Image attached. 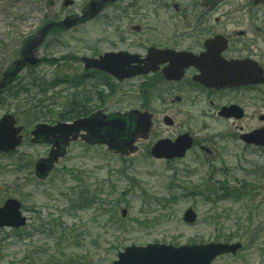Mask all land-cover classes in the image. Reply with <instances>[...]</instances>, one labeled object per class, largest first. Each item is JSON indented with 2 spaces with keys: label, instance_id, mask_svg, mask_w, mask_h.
Returning <instances> with one entry per match:
<instances>
[{
  "label": "rangeland",
  "instance_id": "obj_1",
  "mask_svg": "<svg viewBox=\"0 0 264 264\" xmlns=\"http://www.w3.org/2000/svg\"><path fill=\"white\" fill-rule=\"evenodd\" d=\"M65 1L0 0V82L27 48L29 40L52 21L59 22L67 16L82 17L92 0H72L74 4L68 7H64ZM105 17L104 11L96 20H85L72 30L49 33L35 53L36 58L45 61L33 67L26 66L12 85L26 80L32 84L34 78L41 79V84L46 82V85H51L55 79L65 82L66 77L84 78V89L95 101L94 111L106 115L140 111L144 96L140 92L141 80L119 83L104 76L96 78L82 63L83 57L101 56L112 47L122 48L119 37L107 28ZM256 48L264 60L261 40ZM69 87L68 83H60L49 86L46 94L32 92L33 97L25 96L19 105L10 98L8 88L0 96L3 97L0 120L6 114L24 120L27 110L42 118L36 124L33 122L32 127H25L24 142L17 152L0 154V207L8 199H17L29 220L18 233L8 228L0 230V264H20L29 253V259L39 253L41 260L52 255L63 259L66 253L85 254L90 256L89 261L93 264H113L119 253L133 245H208L223 243V239L232 234L235 239L231 243H242V250L234 256L221 257L214 264H264V175L261 172L264 151L255 153L240 146L233 154L224 152L205 158L197 150L199 159L191 154L168 167L143 153L148 147L143 141H139L136 150L128 155L77 142L70 146L66 157L57 163L48 179L38 180L35 164L48 157L51 147L31 143L30 134L38 124L55 125L52 120L56 112L67 105L70 95L75 92L68 90ZM100 92H104L102 98L96 95ZM149 95L152 100L151 93ZM181 110L188 111L187 108ZM259 112L264 114L262 109H258ZM196 116L197 121L191 126L202 136L205 124L212 133L229 129L227 124ZM254 123L259 124L257 120ZM212 167H215L214 171H211ZM211 180L227 182L238 189L245 184L241 189L244 195L239 199L224 200L220 198L221 194L209 196L205 185ZM87 184L114 186L113 193L110 195L108 190L102 199L110 197V202L117 206L119 218L122 210L128 211L123 219L127 233L107 231L93 221L92 212L72 208L75 198ZM190 208L198 216L191 225L183 220ZM135 220H146L147 225L140 226ZM64 231L77 240L61 241L60 235ZM95 238L99 240L97 246L93 244Z\"/></svg>",
  "mask_w": 264,
  "mask_h": 264
},
{
  "label": "flooded vegetation",
  "instance_id": "obj_2",
  "mask_svg": "<svg viewBox=\"0 0 264 264\" xmlns=\"http://www.w3.org/2000/svg\"><path fill=\"white\" fill-rule=\"evenodd\" d=\"M106 1L102 11L106 12V26L119 37L122 46L112 47L107 53L130 55L125 56V70L148 72L124 81L141 80L140 92L144 96L140 112L151 116L148 137L142 140L148 145L143 151L147 157L171 167L191 154L199 159L197 150L205 158L224 152L233 154L240 146L255 153L264 151V147L242 141L243 135L264 129V114L257 113L258 109L264 110V84L217 88L199 80L204 75L230 74L236 66L252 70L258 64L264 70L263 54L256 48L259 40L264 43V0ZM156 51L166 52L163 59ZM90 74L113 78L100 70ZM183 108L188 111L184 113ZM225 108L233 109L228 117L220 115ZM95 112L98 111L86 118ZM196 115L205 121L227 124L229 129L212 133L205 124L202 136L191 126L197 121ZM186 135L192 147L183 158L155 159L151 155L158 142L173 144Z\"/></svg>",
  "mask_w": 264,
  "mask_h": 264
},
{
  "label": "water",
  "instance_id": "obj_3",
  "mask_svg": "<svg viewBox=\"0 0 264 264\" xmlns=\"http://www.w3.org/2000/svg\"><path fill=\"white\" fill-rule=\"evenodd\" d=\"M72 1H66L64 6H71ZM106 1L93 0L89 3L82 19H94L102 11ZM79 19L67 17L57 24L59 28L71 29ZM54 25L46 26L40 34L27 44L22 57L15 61L12 71L5 73L4 80L0 83V94L7 87V80L15 79L27 65L35 66L40 62L35 52L43 44L48 32ZM210 49V46H209ZM165 51L157 56H165ZM208 54H212L209 52ZM205 56H211V55ZM124 53L105 54L99 59L84 57L82 62L85 69H98L104 71L120 81L141 75V71L125 70L126 58ZM148 73V72H144ZM199 80L209 87L222 88L226 86L262 85L264 84V70L256 64V69L248 67H235L230 74L204 75ZM232 108H225L221 116L228 117L233 113ZM236 110V109H234ZM242 118V116H239ZM150 130V116L132 111L128 114L103 115L101 112L89 118H82L71 123H58L54 126L40 124L32 132L33 144H49L53 148L47 159L38 161L35 165V175L43 181L49 177L56 163L64 158L67 149L73 142L81 139L88 145H106L110 151L127 155L135 151L133 145L140 135L146 138ZM23 126L17 125V120L12 114L5 115L0 120V153H15L23 143ZM242 141L247 144L264 147V129L252 134L243 135ZM192 147L188 135L180 137L175 143L161 141L152 148V155L156 159L183 158ZM127 210L122 211L125 218ZM196 212L190 208L184 215V222L191 225L197 221ZM28 219L22 212V204L14 198L5 201L0 207V230L4 228L19 230L24 228ZM242 249L241 243H211L208 245H192L174 247L164 244H150L145 247L130 246L118 255L113 264H212L217 258L225 255H235Z\"/></svg>",
  "mask_w": 264,
  "mask_h": 264
},
{
  "label": "trees",
  "instance_id": "obj_4",
  "mask_svg": "<svg viewBox=\"0 0 264 264\" xmlns=\"http://www.w3.org/2000/svg\"><path fill=\"white\" fill-rule=\"evenodd\" d=\"M59 31V29H54V32ZM45 61V60H44ZM64 79L65 82H60L63 80L55 79L53 83L47 84L46 82H43L41 84V79L34 78L33 83H28V80L23 81L19 84H16L15 86L10 87L9 93L10 98L16 102V104H20L22 102V99L26 97H33L32 92H37L41 94H46L48 92L49 86H56L60 83H68L70 85L69 89L73 92L70 96L67 105L63 107L59 112H56L55 119L52 120L54 124H56L57 121L61 122H72L76 119L87 117L91 112H94L95 105L94 100L92 97H89L88 91H85L84 89V78H69ZM36 81H40V83H36ZM81 90V91H80ZM85 91V92H83ZM98 91V89H97ZM81 92V93H80ZM32 96H30V95ZM96 95L100 98L104 96V92L96 93ZM3 99V97L0 98V101ZM18 104V105H19ZM25 106V105H24ZM32 111L27 110L24 113V120L21 119V117H17L18 122H22L25 127L28 129L32 127V123L36 124L39 122L40 117L35 116L33 114V117L31 116ZM262 174L264 175V169H261ZM245 185V184H244ZM243 188H245V186ZM94 187V188H93ZM108 187V186H107ZM207 188L205 190L208 192L209 196H218L221 192L223 193V198H240L241 195H243V191H240L236 189L235 187H230L227 182H221V181H212L206 185ZM112 188L114 186H110L106 188V185H86L84 189L80 192L79 196L75 198L72 208H76L77 210H83L85 212H92L91 216L95 223L99 225H103L104 228L107 229V231H116L115 233H121L128 232V228H125L126 222L123 220L122 217H118V210L117 206L113 202H110V197L106 200L102 199L103 193L105 192H111L110 195L113 193ZM204 192V191H203ZM164 204V203H162ZM169 204V203H167ZM160 205V204H159ZM135 223L138 225H147V221H140L135 220ZM133 226V225H131ZM18 233V231H15ZM50 236H54L52 232H49ZM238 236V234H237ZM233 234L230 236H226V238L223 239V242L225 243H231L234 240ZM61 241H66V243H71V241L77 240L76 237H73L72 234H70L67 231H64L60 235ZM219 240V239H218ZM79 241V240H78ZM98 239L93 240L94 246H97ZM80 242V241H79ZM219 242V241H218ZM116 247L115 245L113 246ZM30 254V253H29ZM26 254L20 264H93L89 261L90 256L85 254H65V257L63 259L58 258L54 255L42 258L41 260L39 258V253H37V257H34L33 259H29L30 255ZM34 255V254H33ZM106 260V259H105ZM97 264H102V262H98ZM105 264V263H104Z\"/></svg>",
  "mask_w": 264,
  "mask_h": 264
}]
</instances>
